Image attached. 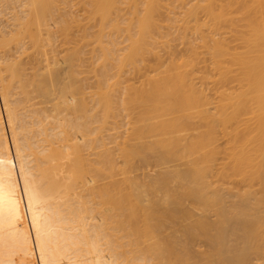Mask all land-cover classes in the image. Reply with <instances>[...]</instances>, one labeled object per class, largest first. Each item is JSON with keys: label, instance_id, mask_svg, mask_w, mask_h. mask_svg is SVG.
Listing matches in <instances>:
<instances>
[{"label": "bare ground", "instance_id": "bare-ground-1", "mask_svg": "<svg viewBox=\"0 0 264 264\" xmlns=\"http://www.w3.org/2000/svg\"><path fill=\"white\" fill-rule=\"evenodd\" d=\"M65 1L0 0V15L8 12V23L13 22V28L4 26L12 29L9 33L0 25V264H264L261 10L237 8L239 15L247 11L242 12L244 19L236 16L245 25L241 27L226 12L243 0H232V5L231 0H220L228 7L205 0L206 9L208 4L221 8L214 12L216 8L208 6L204 13L209 18H201L208 28L217 27L215 32L210 29L213 35L206 23L199 25V12L194 13L197 6L204 7V0H197V6L181 0L182 9L190 5L179 14L182 20L175 13L178 0H79L86 19L83 14L79 19L67 15L71 10L65 11ZM259 1L253 3L264 4ZM10 8L21 12L14 14ZM222 16L224 24L215 27L212 19ZM225 19L242 35H232L234 28H225ZM177 27L183 33L203 30L209 35L193 31L196 39H188ZM218 27L225 31L222 35L216 34ZM54 36L61 39L62 49L52 45ZM178 36L187 41V49ZM85 43L93 45L95 55L91 52L94 59L89 62L97 76L93 103L84 96V78H78ZM175 43L184 48L177 50ZM47 103L51 109L44 107ZM41 111L49 117L67 111L73 117L52 123ZM120 111L125 119L137 116V126H131L134 118L127 120V131L133 128L130 135H109L113 138L104 143L99 133L105 119ZM147 135L151 141L143 139ZM106 144L109 148H102ZM87 147L101 151L89 152L96 155L90 160ZM137 156L144 165L153 160L168 166L138 183L129 175ZM103 179L110 181L98 186ZM74 182L80 188L76 192L89 190V198L82 192L70 194ZM165 219L189 222L184 230L177 228L181 236H172L169 231L174 233L179 221L170 226ZM201 239L208 245L196 253Z\"/></svg>", "mask_w": 264, "mask_h": 264}, {"label": "rangeland", "instance_id": "rangeland-1", "mask_svg": "<svg viewBox=\"0 0 264 264\" xmlns=\"http://www.w3.org/2000/svg\"><path fill=\"white\" fill-rule=\"evenodd\" d=\"M67 1H68V0H67ZM67 1H65V2H67ZM74 1H75V0H74ZM74 1L71 2V0H69L68 3H67L68 5L66 4V6H67L66 8H68V9L65 8V11H67V12L69 13L70 10H71L70 14H67V13H66V14L69 15V16H70L71 14H72L71 16H73V14H74V15L77 17V19L81 18L82 14H83L84 16H83L82 18H85V19H86L85 15L88 16V14H87V12H83V10L85 9V8L82 7L83 4L81 3V4H82V5H81V8H82V9H81L80 6H79V4H80V3H79V0H76L75 2H74ZM81 1L84 2V3L86 2L85 0H81ZM81 1H80V2H81ZM182 1H183V0H182ZM185 1L187 2V1H189V0H185ZM199 1H200V0H199ZM202 1H203V0H202ZM209 1H211V0H209ZM209 1L207 2V1L204 0V2H202V4L204 5L205 2H206V3H209ZM215 1H218V0H215ZM215 1H213V2H215ZM235 1H239V0H235ZM235 1H234V2H235ZM243 1H244V0H243ZM243 1H242V3H240V4H239V3H238V4L235 3L233 6H230L229 8H227L228 10H231L230 8L232 7V8H233L232 10H234L233 12L231 11L232 15H231L230 12H226V14H230V15H228L229 18H230V16L232 17V18H230L231 20H232L233 17H234V19H233V20H234V23H236V22H235V21H236V20H235L236 16H240V15H241V16H244L243 19L245 18V15H244V14L242 15V12H247V11H245V9L249 11L251 8H254L255 10L258 9L259 12H260V10H261V12L264 11V4H259V5H257L258 2H257V3H253V2H255L256 0H255V1L252 0V1H253L252 3H249L250 0H246V2L248 1V4L245 3V5L243 4L245 1H244V2H243ZM261 1H262V0H261ZM261 1H259V2H261ZM180 2H181V0H180V1H179V0L176 1L177 9L175 8V10L178 11V12H175V13L178 14V15H176V16H178V18H179V14H181L180 17L183 15V14H182V10H184V9H188V7L190 8V5H193V6H194V5L196 4L195 2H197V0H192V1L190 0L189 2H187V4L189 3L190 5H187V6L184 5L185 8L183 7V9L181 8L182 5L179 4ZM200 2H201V1H200ZM221 2H222V1H221ZM221 2H220V0H219V1L216 2V3H218V4L220 3V4H221ZM226 2H229V1L226 0ZM231 2H232V0L230 1V3H231ZM239 2H241V1H239ZM250 2H251V1H250ZM19 3H20V2H18V4H19ZM70 3H73V4L75 3L76 6L72 4L71 7H69V6H70ZM78 3H79V4H78ZM177 3L179 4V6H178ZM182 3H183V2H182ZM198 3H199V2H198ZM198 3H197L195 6H197ZM211 3H212V2H211ZM223 3H225V1H223ZM223 3H222L221 5H223ZM77 4H78V5H77ZM199 4L201 5V3H199ZM232 4H233V2H232L231 4H229V5H232ZM246 4H247V5H246ZM13 5H14V4H13ZM16 5H17V3H16ZM180 5H181V7H180ZM212 5H213V4H212ZM227 5H228V4H226V6H227ZM18 6H20V4H19ZM18 6H16V7L18 8ZM64 6H65V5H64ZM72 6H75L74 8H76V9H74ZM83 6H85V5H83ZM208 6H209V4L207 5V9H208ZM213 6H214V5H213ZM213 6H211V4H210L209 7H212V8H213ZM219 6H220V5H219ZM219 6L216 4V5L214 6V8H216V9H213V10L211 9V10H212V11H214V10L217 11L218 8H219ZM223 6H224V5H223ZM226 6H224V7H226ZM245 6H246V8L244 9V11L240 12V15H239V13H235L236 11H239V10L241 11V8H242V10H243V8H244ZM11 7H12V6H11ZM16 7L13 6V8H16ZM77 7H78V8H77ZM178 7H180V8L178 9ZM201 7H202V6H201ZM201 7L199 6V8H198V6H197V8L195 7L196 9L194 10V13H196V12L198 13V12H199L197 15H195V16H198L197 18H200V22H201V23L199 22V25H202V24H204V23L207 24L208 22H204V21H207V19L209 18V17L207 18V16H206L207 9H206L205 5H204L205 8L202 7V8H203V11H202V10H199ZM227 7H228V6H227ZM20 8H21V7H20ZM69 8H70V9H69ZM237 8H240V9L238 10ZM249 8H250V9H249ZM10 9H11V8H10ZM10 9H8V11H9ZM21 9H22V8H21ZM21 9H18V10L20 11ZM77 9H78V10H77ZM122 9H124V8H122ZM204 9L206 10L205 13H204ZM209 9H210V8H209ZM219 9H221V8H219ZM223 9H224V8H223ZM227 9H225V10L227 11ZM235 9H236V10H235ZM254 9H253V10H254ZM12 10L14 11V12H13L14 14H15L16 11H18V10H15V9H11V11H12ZM63 10H64V9H63ZM72 10H73V11H72ZM196 10H197V11H196ZM198 10H199V11H198ZM251 10H252V9H251ZM251 10H250V11H251ZM253 10H252V12L249 11V13H253ZM255 10H254V11H255ZM6 11H7V10H6ZM11 11H9V15H11V17H12V14H13V13H11ZM65 11H64V12H65ZM76 11H77V12H76ZM84 11H86V10H84ZM123 11L126 12L125 9H124ZM123 11H122V13H123ZM195 11H196V12H195ZM208 11H209V10H208ZM215 11H214V12H215ZM258 11H257V14H255V15L252 14V15L257 16V15H258ZM20 12H21V11H20ZM72 12H73V13H72ZM180 12H181V13H180ZM219 12L221 13V11H219ZM261 12H260V15H261V16L259 15L260 17L264 16ZM7 13H8V12H6V13L4 14V16H5ZM18 13H19V12H18ZM126 13H127V12H126ZM208 13L212 14L211 12H208ZM208 13H207V15H208ZM217 13H218V12H217ZM249 13H247V14H249ZM19 14H21V13H19ZM210 14H209V16L214 17L213 15H210ZM224 14H225V11H224ZM1 15H2V16H1ZM1 15H0V22H1L0 25H1L2 29H1V28H0V29H1V31L4 29V30H6V31L3 30L5 33H9V30H12V29H9L8 27H4V26H7V24H8V26L10 25V27H12L13 25H11V23H13V22L8 23V21H12V18H9L8 15H7V17H8L9 19L6 20L7 17H6V16L4 17L3 14H1ZM77 15L79 16V18H78ZM123 15H124V13H123ZM250 15H251V14H250ZM250 15H249V17H250ZM75 16H73V17H75ZM195 16H194V18L196 19ZM215 16H216V15H215ZM220 16H221V15H220ZM224 16H225V15H224ZM224 16H222L220 19L218 18L219 21H218V19H216V20H217V21H216L215 19H212V18H211V19L214 20L215 23H216V25H214L215 27L218 25L217 22H220L222 19L226 18V17H224ZM226 16H227V15H226ZM228 16H227V18H228ZM259 16H258V17H259ZM1 17H3V18H1ZM249 17H248V18H249ZM96 18L98 19V17H96ZM96 18L94 17V19H96ZM201 18H202V19H205V20H204V21H203V20L201 21ZM214 18H215V17H214ZM216 18H217V16H216ZM254 18H255V17H254ZM256 18H257V17H256ZM85 19H84V20H85ZM97 19H96V20H97ZM179 19H180V18H179ZM211 19H210V20H211ZM236 19H238V18H236ZM82 20H83V19H82ZM82 20L80 19L81 22H82ZM87 20H88V17H87ZM87 20L83 21V23L85 22V26H86V22H88ZM91 20H93V19H91ZM180 20H182V19H180ZM180 20H178V21H179V22H178L179 24H180V22H182V21H180ZM231 20H230V22H233V21H231ZM240 20H242V19H240ZM246 20H247V16H246ZM257 20H258V18H257ZM259 20H263V18H261V19H259ZM89 21H90V18H89ZM97 21H98V20H97ZM194 21H195V20H194ZM197 21H198V19H197L195 22L197 23ZM214 21H211V23H212L211 26H213ZM224 21H225V24H226V26L224 25V27H225V28H228L229 31H231V29L233 30V28L236 27V24H235V26H233V23H232V25H231L230 22H229V24H230L231 26H233V28L230 29V28L227 26V23H228V22H226V19H225ZM263 21H264V20H263ZM91 22H92V21H91ZM203 22H204V23H203ZM238 22L241 23V25H242V22H240L239 19H238ZM243 22H245V21H243ZM5 23H6V24H5ZM89 23H90V22H89ZM89 23H87V24H89ZM193 23H194V22H193ZM220 23H223V22L221 21ZM80 24H81V23H80ZM206 24H204L205 27L207 26V28H205V29H206V30L208 29V30L211 32L210 29H211L212 27L208 28L210 24H209V25H208V24L206 25ZM223 24H224V23H223ZM229 24H228V25H229ZM244 24H245V23H244ZM53 25H54V24H53ZM82 25H83V24H81V26H82ZM90 25H91V27H92V24H90ZM90 25H88V26H90ZM199 25H198V26H199ZM219 25H220V24H219ZM221 25H222V24H221ZM237 25H238V23H237ZM177 26H180V25L177 24ZM192 26H193V24H192ZM231 26H230V27H231ZM244 26H245V25H242L241 27H244ZM91 27H90V28H91ZM180 27H181V26H180ZM180 27H177V28H178V29H177V32H178V30H179ZM200 27H202V26H199V29H203V28H204V27H203V28H200ZM220 27L222 28L223 26H220ZM237 27H238V26H237ZM6 28H7V29H6ZM12 28H13V27H12ZM76 28H77V27H75V28L73 29L75 32H76V30H77ZM193 28L195 29V27H193ZM216 28H217V27H216ZM216 28H212V29H214V32H215V29H216ZM218 28H219V27H218ZM221 28H219V29H221ZM225 28H224V29H225ZM245 28H248V27H245ZM92 29H93V30H92L93 32L97 30L95 27H92ZM94 29H96V30H94ZM181 29H182V28H181ZM181 29H180L179 31L184 30V29H182V30H181ZM196 29H198L197 24H196ZM205 29H203V30H205ZM219 29H218V30H219ZM239 29H241L240 26H239L238 29L236 28L237 31H239ZM187 30H188V29H187ZM187 30H186L185 32H187ZM203 30H200L201 33L204 34V35H206V36H208V35H209V32L205 31V32H206V34H205V32H204V33L202 32ZM225 30H226V29H225ZM228 30H227V31H228ZM3 31H2V32H3ZM190 31H191V30H190ZM190 31H189V33H190ZM193 31H195L194 33H197V32H198V30H197V32H196V30H192V31H191L192 34H191V33L188 34V32H187L186 34H187V35H190V36H187L188 39H194V38H195V37H194L195 34L193 33ZM200 31H199V32H200ZM212 31H213V30H212ZM216 31H217V29H216ZM222 31H224V30L221 29V30H219L218 33L216 32V34L219 35L220 32H222ZM229 31H228V34H229ZM243 31H244V29H243ZM247 31H248V30H247ZM247 31L245 30L246 33L250 32V31H248V32H247ZM75 32H74V34H75ZM185 32H184V33H185ZM199 32L197 33V36L199 35ZM224 32H225V31H224ZM224 32H223V35L225 34ZM245 32H243V34H246ZM76 33H78V31H77ZM79 33H80V32H79ZM79 33H78V34H79ZM179 33H180V32H178V34H179ZM184 33H183V31H182V33H180L179 35L182 34L181 36H183ZM211 33H212V32H211ZM211 33H210V34H211ZM230 33H235V34H232V35H234V36H236V34H238V33H240V34H238V36L242 35V34H241V33H242L241 31H239V32H235V28H234V32H230ZM193 34H194V36H193ZM212 34L214 35V33H212ZM212 34H211V35H212ZM226 34H227V33H226ZM228 34H227L226 36H228ZM75 35L77 36V34H75ZM218 35H215V36L218 37ZM220 35H222V33H221ZM229 35H230V34H229ZM7 36H8V34H7ZM52 36H53V35H52ZM181 36H178L179 39L177 38V40H181V38L183 39V37H181ZM230 36H231V35H230ZM234 36H233V37H234ZM57 37H58V36H57ZM57 37L54 36L55 39H53V37H52V40L54 41V43L52 44L53 41H51V40H50V43H51L52 45L55 44V47H57V44H58V46L61 47V39H58L59 37H58V38H57ZM197 38H198V37H197ZM57 39H58V40H57ZM195 39H196V38H195ZM25 40H26V39H25ZM27 40H28V38H27ZM27 40H26V41H27ZM177 40H176V41H177ZM26 41H25V42H26ZM59 41H60V42H59ZM27 42H29V41H27ZM27 42H26V43H27ZM180 42H181V41H180ZM180 42L177 41V43H180ZM198 42H199V41H197V43H198ZM26 43H25V44H26ZM177 43H175V45H176ZM181 43H183L184 45H186V44H187V41L183 39ZM27 44H28V43H27ZM27 44H26V45H27ZM29 44H30V42H29ZM86 44H87V45H86ZM88 44H89V45H88ZM199 44H201V43L199 42ZM233 44H234V43H233ZM85 45L87 46V47H86V46L83 47V49H85V50L81 49V50H83V51H85V52L81 53V55H80L81 57L83 56L84 59H83V57H82V58H80V61H78V69H79V67H80L81 70H79V71L82 72V73H81V72H78V73H80V74H78V75H81L80 77L78 76V78H79V79H81V78L83 79V78H84L83 81H85V82L82 81V82H83L82 85L85 83V85H84L83 87H86V88H84V92H86V93H84V96L86 95L85 97H88V98H89V99L87 98V101H88V100L91 101V98H92L91 96L93 95V93L96 91V88H97V86H96V85H97V84H96V83H97V80H96L97 78H96V79L94 78V77H97V76H95L96 71L94 70V68H93V67L90 68V66H93V64L90 65V63H89V62L92 63V62H93L92 60L94 59L93 56L91 55V52H93V48H92L93 45L91 44V45H92V46H91L90 43H85ZM178 45H179V46H178ZM178 45H176V49H177V50L179 49V47H181V49H182V47L184 46V45L182 46V45H180V44H178ZM13 46H14V44H13ZM27 46H28V45H27ZM119 46L122 47L123 44L120 43ZM197 46H198V45H197ZM231 46H233V45L231 44ZM236 46L240 47L239 45H236ZM10 47H12V45L9 46V48H10ZM88 47H89V48H88ZM188 47H189V46H188V44H187L186 49H187ZM201 47H202V45H201ZM201 47H200V45L198 46V48H201ZM234 47H235V46H234ZM7 48H8V47H6V49H7ZM29 48H30V47H29ZM90 48H91V49H90ZM183 48H184V47H183ZM202 48H203V47H202ZM13 49H15V48H12V50H13ZM58 49H59V48H58ZM60 49H62V47H61ZM12 50H11V51H12ZM90 50H91V51H90ZM179 50H180V49H179ZM9 51H10V50H9ZM9 51L7 50L6 53L8 54ZM88 51H89V52H88ZM13 52H15V50H13V51L11 52V54H13ZM86 52H87V53H86ZM85 53H86V55H85ZM7 54H6V55H7ZM64 54H65V53H64ZM82 54H83V55H82ZM90 55H91V56H90ZM93 55H94V52H93ZM8 56L11 57L12 55L8 54ZM14 56H15V55H14ZM14 56H13V57H14ZM88 56H89V57H88ZM94 56H95V55H94ZM91 57H92V58H91ZM90 58H91L92 60H91ZM81 59L83 60V63H82V64H81V62H82ZM90 60H91V61H90ZM79 62H80V63H79ZM88 64H89V65H88ZM80 65H82V66H80ZM26 66H27V65H26ZM27 67H28V66H27ZM81 67H82V68H81ZM64 68H66V64H65V63H64ZM87 68H88V69H87ZM89 68H90V69H89ZM89 71H90V72H89ZM111 72H113V71H111ZM83 74H84V75H83ZM85 74H86V75H85ZM92 75H93V76H92ZM82 76H84V77H82ZM85 78H86V79H85ZM87 78H88V79H87ZM91 79H92V80H91ZM88 80H89V81H88ZM136 81H137V80H136ZM91 82H92V83H91ZM135 83H136L135 85H139L138 82H135ZM90 84H91V85H90ZM122 85H124V84L122 83L121 86H122ZM92 86H93V87H92ZM119 86H120V85H119ZM121 86H120V87H121ZM95 87H96V88H95ZM123 87H124V86H122V88H123ZM85 90H87V91H85ZM89 90H90V91H89ZM87 94H88V96H87ZM89 94H90V95H89ZM90 97H91V98H90ZM34 101H37V99L34 100ZM90 101H88V103H93V102H92L93 99H92L91 102H90ZM39 104H41V103H39ZM43 104H44V103H43ZM47 105H49V106H47ZM90 105H91V104H90ZM42 106H43V105H42ZM42 106H41V105H40V106H39V105H37V106L35 105L34 107H40V108H41ZM45 106H47V107H49V108L51 109L50 103H49V104H48V103L45 104L44 107H45ZM44 107H43V108H44ZM50 109H49V113L47 112L48 114H50ZM46 111H48L47 108H46ZM51 111H52V110H51ZM41 112L43 113V111H41ZM44 113L46 114L45 111H44ZM44 113H43V114L40 113V115H41V116H42V115L45 116ZM52 113H53V116H55V117L52 116L54 119H51V118H52V117H51ZM52 113H51L50 117L46 114V115L50 118V120H52V123H53V121H56V120H58V119H60V120L64 119V120H65V118L67 119V118H71V117H73V116L70 117L71 114H70V113L68 114L67 111H66V113H64V111H63V113L61 112V115H56L54 112H52ZM54 114H55V115H54ZM58 114H60V113H58ZM63 114H65V115H63ZM123 114H124V115H123ZM123 114H122V112L120 111V114H119V113L116 114L114 118H113V117H112V118L110 117V119H113L114 121H113V120H110V119L108 120V118L105 119V120H106L105 123H104V124H105V129H104L105 131L102 130L101 132H103V133H101V132L99 133V136H103L102 139H104V143H108V142H105V141H107V140L109 141L111 138H113V137L116 136V135H117V136H116V139H117V138H118V135L121 136V135L123 134L124 131L127 132V134H128L129 132H132V131H133V128H132V127H134L133 124H134L135 126H137L136 123H133V122H135V118H138L137 116H136V117H133V116H132V117L129 118V119H125V117H126V116H125V112H123ZM66 115H69V116H68V117H65ZM63 116H64V118H63ZM97 116H99V114H98ZM118 116H119V117H118ZM134 116H135V115H134ZM117 117H118V120H117ZM49 118H48V120H49ZM120 118H121V120H120ZM127 118H128V116H127ZM133 118H134V120H133ZM30 119H31V121L33 120L32 118H30ZM130 119L133 120V121H130ZM139 119H140V117H139ZM139 119H136V121H138ZM27 120H29V119H27ZM127 120H129L130 122H132V123H131V124H132V125H131V126H132V127H131L132 130L129 129V132L127 131V130H128L127 128H130V125H127L128 123L125 124V122H127ZM29 121H30V120H29ZM31 121H30V123H31ZM151 121L154 122V119L151 120ZM155 121H156V119H155ZM138 122H139V121H138ZM138 122H137V123H138ZM140 122H141V121H140ZM140 122H139V123H140ZM107 123H108V124H107ZM113 123H115V126H116V127L114 126ZM121 123H122V124H121ZM31 124H32V123H31ZM129 124H130V123H129ZM51 125H52V124H51ZM92 125H93V124H92ZM96 125H99V124H98V123H95V125H93V126L96 127ZM108 125H109V126H108ZM119 125H120V126H119ZM138 125H139V124H138ZM140 125H141V123H140ZM31 126H34V125H31ZM107 126H108V127H107ZM112 126H113V129H112ZM118 126H119V127H118ZM109 127H111V128L109 129ZM123 127H124V128H123ZM107 128H108L110 131H109ZM125 128H126V130H125ZM106 129H107V130H106ZM35 130H36V129H35V127H34V131H35ZM110 132H111V133H110ZM115 133H116V134H115ZM120 133H121V134H120ZM133 133H134V132H133ZM107 135H108V136H109V135H111V136L114 135V136H113V137H111V136L107 137ZM124 135H126V133L123 134V137H124ZM129 135H130V133H129ZM135 135H138V134H135ZM135 135H134V136H135ZM151 135H152V134H151ZM132 136H133V135H132ZM142 136L144 137V134H143ZM142 136H141V137H142ZM145 136H146V135H145ZM154 136L156 137V135H153V137H154ZM105 137H106V138H105ZM123 137H122V138H123ZM148 137H150V136L147 135V137H146V138H143V139H146V141H151V140H150L151 137H150V139H149ZM153 137H152V139H153ZM155 137H154V138H155ZM157 137H158V136H157ZM107 138H108V139H107ZM109 138H110V139H109ZM114 138H115V137H114ZM128 138L130 139L129 141H132L131 138H130V136H129ZM135 138H136V137H135ZM147 138H148V140H147ZM79 139H81V138H79ZM79 139H78V140H79ZM113 140H114V139H113ZM120 140H121V138H120ZM137 140H139V139L136 138V141H137ZM80 141H81V140H80ZM102 141H103V140H102ZM118 141H119V140H118ZM112 143H113V142H112ZM116 143H117V142H115L114 147H115V145H117ZM133 143H134V142H133ZM133 143H131V144H132V145H135L137 142H135V144H133ZM128 144H130V143L128 142ZM106 145H107V144H106ZM109 145H111V143H110ZM109 145H107L106 147L103 146L102 148H107ZM111 146H113V144H112ZM111 146H110V147H111ZM116 147H117V149L119 148L118 146H116ZM116 147H115V148H116ZM97 148H98V149H97ZM97 148H96L97 151H98V150L101 151V150H100L101 148H99V147H97ZM108 148H109V147H108ZM111 148H113V147H111ZM115 148H114V149H115ZM93 149H95V148H93ZM117 149H115V150H117ZM84 150L86 151L85 148H84ZM84 150H83V151H84ZM87 150H89L88 147H87ZM96 150H93V151H92V149H91V151H90V150H89V151H86L87 154H85V155H88L89 152H94V151H96ZM99 151H98V152H99ZM113 151H114V150H113ZM86 152H85V153H86ZM115 152H116V151H115ZM115 152H114V153H115ZM83 153H84V152H83ZM83 153H82V154H83ZM94 153H95V152H94ZM147 153H148V152H147ZM91 154H92V153H91ZM115 154H116V153H115ZM149 154H151V153H149ZM149 154H148V155H149ZM85 155H84V156H85ZM94 155H95V154H94ZM94 155H92V157H91V155H88L89 158H90V160L93 159ZM151 155H152V154H151ZM151 155H149L150 157H149V156H146V157H147V158L149 157L150 159H152L151 157H153V156H151ZM88 156H87V157L85 156V157L88 158ZM95 156H96V155H95ZM115 156L117 157V154H116ZM118 157H119V156H118ZM118 157H117V159H118ZM89 158H88V159H89ZM135 158H136V157H135ZM149 158H148L147 160H149ZM94 159H95V158H94ZM115 159H116V158H115ZM117 159H116V161H117ZM137 159H139V162L141 161V160H140V157L137 156V158L134 159V160H135L134 163H133V167H134V168L132 167V170H131V168H130V170H131L132 172H131V173L129 172L130 174H129V173H128V174H129L131 177L133 176L134 179L136 178L135 180L138 181V183H144V182L149 181V176H150V175H154L153 172H155V171H156V172H159V171L165 169V168L168 166V162H167V164H159L158 162H155V161H153V160H151V162H150V160H149V164H148V163H147V164L145 163V165H144V162H143V164L140 162V163H141V164H140V163L137 161ZM118 160H119V159H118ZM119 161H121V158H120ZM119 161H118V162H119ZM171 161H172V160H171ZM173 161H174L176 164H178V163L181 162V161H177V162H178V163H177L175 159H174ZM137 162L139 163V166L137 165V164H138ZM145 162H146V161H145ZM154 162H155L156 164L158 163L159 165L154 164ZM174 162H173V163H174ZM116 163H117V162H116ZM150 163H151V164H150ZM173 163L170 162L171 165L169 164V166L175 165V163H174V164H173ZM135 164H136V166H135ZM142 165H143V166H142ZM148 165L150 166V168L148 167ZM155 165H156V166H159V167L156 168ZM162 166H163V167H162ZM136 167H137V168H136ZM139 167H141V168L138 169ZM182 167H183V166H181V168H182ZM64 169H65V168H64ZM136 169H137V170H136ZM158 169H159V171H157ZM149 170H150V171H149ZM156 172H155V173H156ZM134 175H135V176H134ZM66 176H67V175H66ZM117 176H118V175H117ZM118 177L120 178L121 175L119 174ZM139 177H140V179H139ZM119 178H118V179H119ZM150 178H151V177H150ZM114 179L118 180L117 177H116V175H115V178H114ZM138 179L141 180V181H139ZM103 180H104V181H101V180L98 181L99 183H100V182H101V183H100V184H97V185H98V186H101V184L103 185L105 182H107V181L109 182V181H110L109 179H103ZM105 180H106V181H105ZM108 182H107V183H108ZM74 183H75V182H74ZM107 183H105V184H107ZM76 184H77V182H76L75 184H73V185H75V186H73L75 192H74L73 190H71V191H73V192H71L70 194H75V195H76L77 193L80 192V194H78V195H81V192H82V195H81V196H82L83 198H85V199L89 198V196H90V194H89L90 192H88L89 190L87 189V191H86V190L84 189V190L86 191V192H85V191L81 188L82 191L79 190L78 192H76L77 189H80V188H78V186H77ZM171 184H172V183H171ZM174 184H177V185H178V183H176V182H174L173 185H174ZM173 185H172V186H173ZM122 186H123V185H122ZM79 187H81V186H79ZM173 187H175V186H173ZM73 188H72V189H73ZM75 188H76V189H75ZM124 191H125V190H124ZM83 192H84L85 194L88 193L87 197H85V195H83V194H84ZM70 197H74V196H73V195H70ZM76 197H77V196H76ZM186 204H187V206L191 207V205H189V202H188V201H185V204H184V205H186ZM190 204H191V203H190ZM105 206H106V205H105ZM192 207H193V211H194V206L192 205ZM192 207H191V208H192ZM106 208L108 209V207H106ZM110 211H111V210H110ZM194 212L199 213V212H201V210L195 207V211H194ZM208 213H209V214L212 216V218H213V214H211V212H208ZM208 213H207V215H208ZM209 218H211V217H209ZM98 219H99V218H98ZM177 219H178V218H177ZM213 219H214V218H213ZM166 220H167V219H165V222H164V223H168V225H170V226L177 224V223H174V222L179 221V222H178V225H177V226L175 225L176 227L174 228V230H176V231L169 229V230L173 231L174 233H172V232H170L169 230H166V229H165V231H169V233H171L170 235H172V236H177V235H180V236H181L182 233H178V231H177L178 229H177V228H179V230H180V229H181V230H184V228H185L184 226L186 225L187 222H189L188 220H187V221H184V219H183L182 222H181L180 219L177 220V221H174V219H169V221H168V220L166 221ZM170 220H172V222H171ZM169 222H171V223H169ZM180 222H181V223H180ZM182 223H183V224H182ZM181 224H182V225H181ZM184 224H185V225H184ZM168 225L165 224V226H168ZM183 225H184V226H183ZM178 226H179V227H178ZM180 226H181V227H180ZM182 227H183V228H182ZM165 228H166V227H165ZM168 228H169V227H168ZM171 228H172V227H171ZM180 232H181V231H180ZM167 233H168V232H167ZM169 233H168V234H169ZM175 233H176V234H175ZM202 241H203V240L201 239V240L197 243V245H198V244H199V245H198L197 247L195 246V247H196L195 250L197 251L196 253H200V252H198L199 248H200L199 251H201V250H204L205 247H207L208 244L205 243V242H202ZM204 243H205V244H204ZM202 244H203V245H202ZM205 245H206V246H205ZM199 246H200V247H199ZM198 247H199V248H198ZM197 248H198V249H197ZM209 248H210V247L208 246V251L210 250ZM206 249H207V248H206ZM205 251H206V250H205ZM201 252H202V251H201Z\"/></svg>", "mask_w": 264, "mask_h": 264}]
</instances>
